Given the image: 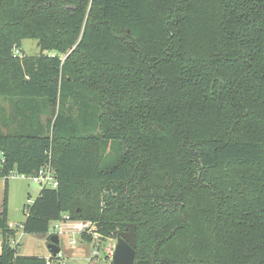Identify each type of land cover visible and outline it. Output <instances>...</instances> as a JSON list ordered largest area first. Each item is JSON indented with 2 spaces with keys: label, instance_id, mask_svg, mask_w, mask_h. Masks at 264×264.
I'll use <instances>...</instances> for the list:
<instances>
[{
  "label": "trees",
  "instance_id": "obj_1",
  "mask_svg": "<svg viewBox=\"0 0 264 264\" xmlns=\"http://www.w3.org/2000/svg\"><path fill=\"white\" fill-rule=\"evenodd\" d=\"M47 166L23 234L66 215L134 225V264H264V0H0V177ZM16 233L3 199L0 264L56 259Z\"/></svg>",
  "mask_w": 264,
  "mask_h": 264
},
{
  "label": "rangeland",
  "instance_id": "obj_2",
  "mask_svg": "<svg viewBox=\"0 0 264 264\" xmlns=\"http://www.w3.org/2000/svg\"><path fill=\"white\" fill-rule=\"evenodd\" d=\"M18 51L25 56H36L39 53L37 42L33 40H23ZM3 107L6 110L8 108L6 103L3 104ZM41 189V186L32 183L30 180L14 178L5 182L0 177V209L3 199H5L9 226L17 231L15 236L19 242L17 253L26 257H48L49 255L46 237L23 234L18 228L25 220L22 212L23 206L33 203ZM58 226L61 229L57 234L60 252L55 260H51L52 262L60 259L63 264H111V258L104 254V250L112 245L114 247L115 242L113 240H107L104 244L99 242L98 236H91L92 242L89 243L82 240L79 234L71 233L68 228L62 227L60 224ZM93 231H96V227ZM72 240H74L73 244L70 242ZM95 251L98 252L97 257L93 254ZM46 260H50V255Z\"/></svg>",
  "mask_w": 264,
  "mask_h": 264
},
{
  "label": "built area",
  "instance_id": "obj_3",
  "mask_svg": "<svg viewBox=\"0 0 264 264\" xmlns=\"http://www.w3.org/2000/svg\"><path fill=\"white\" fill-rule=\"evenodd\" d=\"M14 55L20 56L19 52L17 50H14ZM4 180H8V179H14V178H18V179H22V180H30L32 183L39 185L41 187H50V188H55L57 183L54 177V173L52 171V169H50V167H45L44 169L39 170L35 175L33 176H25L23 174H18L16 172H10L8 173L6 176L3 177ZM58 224H60L62 227L68 228L71 233H77L80 235L84 234V235H91L92 237H96L97 234L94 233L93 229L94 226H92L89 222H83V221H71L69 219L68 216L66 215H62L61 218L58 221L52 222L51 224V233L52 234H58L61 229L58 226ZM71 244L74 243V240L70 241ZM12 244L17 245L18 242L17 241H12ZM113 250L114 247L109 246L107 247V249L104 250V254L111 258L112 254H113ZM94 256L97 257L98 252L95 251L93 252ZM50 264H63V262L58 259L57 261H54Z\"/></svg>",
  "mask_w": 264,
  "mask_h": 264
},
{
  "label": "water",
  "instance_id": "obj_4",
  "mask_svg": "<svg viewBox=\"0 0 264 264\" xmlns=\"http://www.w3.org/2000/svg\"><path fill=\"white\" fill-rule=\"evenodd\" d=\"M46 247L52 257L58 254V238L56 235H52L49 238ZM134 249L135 226L129 225L124 232L118 234L111 257V264H134Z\"/></svg>",
  "mask_w": 264,
  "mask_h": 264
},
{
  "label": "crops",
  "instance_id": "obj_5",
  "mask_svg": "<svg viewBox=\"0 0 264 264\" xmlns=\"http://www.w3.org/2000/svg\"><path fill=\"white\" fill-rule=\"evenodd\" d=\"M49 255L51 256V254L49 253ZM49 255H48V257H45V256H42V258H44V259H46V258H49ZM23 256V255H22Z\"/></svg>",
  "mask_w": 264,
  "mask_h": 264
}]
</instances>
